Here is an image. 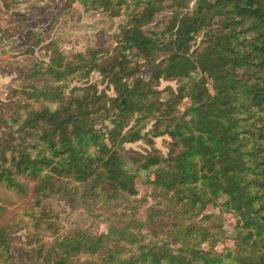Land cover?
<instances>
[{
  "label": "trees",
  "instance_id": "1",
  "mask_svg": "<svg viewBox=\"0 0 264 264\" xmlns=\"http://www.w3.org/2000/svg\"><path fill=\"white\" fill-rule=\"evenodd\" d=\"M71 1L110 14H119L125 3ZM186 6L178 0H133L117 45L103 54L90 48L67 56L49 41L48 61L33 63L30 78L50 81L31 82L21 92L56 105L22 103L28 107L24 114L6 113L8 103L0 101V264H12L6 227L15 221L8 216L13 209L2 202L37 224L54 218L42 202L56 192L73 203L133 199L135 174L119 149L146 134L168 135V154L134 151L135 169L152 170L149 183L161 191L167 208L186 214L185 221L207 205L233 214L235 248L216 251L218 228L185 221L172 226L175 249L168 240L146 242L126 205L105 232L56 233L42 264H264V0H195L191 9ZM164 7L169 12L160 29L145 32ZM198 33L202 39L191 48ZM140 64L146 80L138 75ZM93 70L110 82L113 95L98 93L93 84L65 91ZM161 78L176 80V92L168 87L162 97L156 88ZM185 97L183 113L178 105ZM149 121L152 127L141 135ZM160 212L152 209L149 218ZM212 217L205 214V222ZM203 242L209 247L197 251Z\"/></svg>",
  "mask_w": 264,
  "mask_h": 264
},
{
  "label": "rangeland",
  "instance_id": "2",
  "mask_svg": "<svg viewBox=\"0 0 264 264\" xmlns=\"http://www.w3.org/2000/svg\"><path fill=\"white\" fill-rule=\"evenodd\" d=\"M178 1L187 3L183 10H189L195 0ZM132 8L133 0H125L119 14H110L102 9H86L71 0H0V101L8 103L9 107L6 108L10 110L6 113L17 110L24 114L28 107H22V103L34 108L43 104L56 105L42 99H28L21 92V88L31 82L41 84L50 81L46 76L30 78L33 63L48 61L49 50L46 45L49 41H55L67 56L78 52L85 54L90 48L103 54L117 45L115 37L126 23ZM168 12V7L158 12L153 21L144 26L145 32L160 29L167 19ZM37 38L39 42L35 44ZM201 39L202 35L198 33L191 48L197 46ZM29 47L33 50L30 54L27 53ZM139 71V76L148 79L143 64H140ZM203 76L206 84L210 86V79L206 75ZM87 84H93L98 93L114 94L110 82L97 70L91 71L86 78L73 79L65 91L73 86ZM168 87L176 92L178 83L176 80L161 78L156 85V88L161 90L162 97L167 94ZM188 105L189 99L185 97L179 103L178 110L184 113ZM133 123L134 119L129 125ZM152 124L153 121L146 122L140 129L141 135L146 134ZM97 126L103 127L101 122H98ZM103 128L105 130V127ZM125 129L126 126L123 127V131ZM115 133L113 131L112 135ZM170 141L166 134L156 137L146 134L137 140L123 143L119 149L126 166L135 174L136 196L133 199H118L114 205H102L93 200L73 203L71 200L68 201L70 198L67 194L56 192L42 202L45 212L54 218L37 224L31 220V215L26 216L23 210L2 202L7 209H13V213L8 215L9 219L13 221L15 219L6 227L10 241L11 263L42 264L43 256L56 233L68 234L77 229L89 234L105 232L110 224L121 219L123 211L120 208L126 205H128L126 213L134 211L133 217L141 224L138 233L144 241L160 243L168 240L171 248L178 247V238L170 236L175 229L172 226L176 221L184 222L186 214L179 207L167 208L159 196L161 191L149 183V179L153 177L152 170H136L131 161V156L135 157L134 151L167 156ZM114 206L119 209L115 210ZM152 209L162 211L154 220L149 218ZM205 214H211L213 217L205 222ZM185 222L201 223L214 230L218 228V239L212 243L216 251H232L235 248L236 220L233 214L220 212L218 207L207 205L201 214ZM207 247L208 242H203L197 251H204Z\"/></svg>",
  "mask_w": 264,
  "mask_h": 264
}]
</instances>
